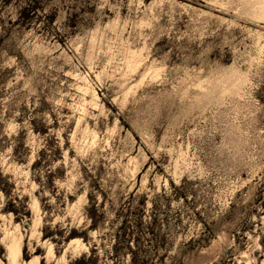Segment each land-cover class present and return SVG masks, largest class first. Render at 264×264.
I'll return each mask as SVG.
<instances>
[{
	"label": "rangeland",
	"instance_id": "1",
	"mask_svg": "<svg viewBox=\"0 0 264 264\" xmlns=\"http://www.w3.org/2000/svg\"><path fill=\"white\" fill-rule=\"evenodd\" d=\"M0 264H264V0H0Z\"/></svg>",
	"mask_w": 264,
	"mask_h": 264
}]
</instances>
